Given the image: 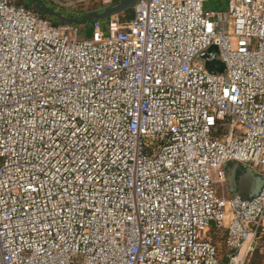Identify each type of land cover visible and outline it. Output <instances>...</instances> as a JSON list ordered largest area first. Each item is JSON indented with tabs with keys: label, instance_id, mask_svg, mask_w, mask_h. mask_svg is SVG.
Masks as SVG:
<instances>
[{
	"label": "built area",
	"instance_id": "obj_1",
	"mask_svg": "<svg viewBox=\"0 0 264 264\" xmlns=\"http://www.w3.org/2000/svg\"><path fill=\"white\" fill-rule=\"evenodd\" d=\"M205 1L139 0L79 36L0 0V264H245L264 183L232 195L225 164L264 175V0Z\"/></svg>",
	"mask_w": 264,
	"mask_h": 264
},
{
	"label": "water",
	"instance_id": "obj_2",
	"mask_svg": "<svg viewBox=\"0 0 264 264\" xmlns=\"http://www.w3.org/2000/svg\"><path fill=\"white\" fill-rule=\"evenodd\" d=\"M139 0H118L112 4L106 5L103 9H94L83 16H67L63 15L54 9L43 5L38 0L32 1L34 6L39 12L45 16L54 17L56 20L63 24H76L82 23L86 20H103L111 15L125 12L128 9H132ZM210 51L216 52V47L211 46L206 52L203 53L205 66L209 70L216 72L223 71V64L218 58L211 56ZM211 56V58H209ZM226 185L227 190L232 195H237L241 199H247L254 197L260 191L264 183V175L257 173L252 167L242 164L238 161L226 162ZM227 220V219H226Z\"/></svg>",
	"mask_w": 264,
	"mask_h": 264
},
{
	"label": "rangeland",
	"instance_id": "obj_3",
	"mask_svg": "<svg viewBox=\"0 0 264 264\" xmlns=\"http://www.w3.org/2000/svg\"><path fill=\"white\" fill-rule=\"evenodd\" d=\"M17 1L19 3L26 5V6L33 7L32 6L33 0H17ZM38 1L40 3H42L43 5H46L52 9H54L55 11H57L63 15H67V16L68 15L72 16V14H77V16H83L85 13H87L91 10H94V9L101 10L106 6V4H101L98 2L89 1V2H83L82 4H79V5H75L72 8H65V7H61L54 0H38ZM62 1H65V0H62ZM203 6L207 10H225L226 9V0L205 1L203 3ZM34 9H36V8H34ZM50 18L56 20V18H54V17H50ZM106 19H103L101 21L104 23L106 21ZM91 21L92 20H86L85 22L75 24L76 27L78 28V35L79 36L89 35V33L91 31V28H90ZM210 54H211V56H214V55H216V52L210 51ZM203 56H204L203 53L201 55H199V57L201 59H204ZM213 185H214V188L216 190V193H218L220 195L226 194V191H225L226 189L224 188V185H222V183H220L218 180L215 179L213 181ZM213 240L217 243L220 255L222 256V258H224L225 253H227L228 249L225 248L224 245L222 244V239L220 238V236L213 235ZM245 264H264V237H262V239H260L254 245L253 250L247 254Z\"/></svg>",
	"mask_w": 264,
	"mask_h": 264
},
{
	"label": "trees",
	"instance_id": "obj_4",
	"mask_svg": "<svg viewBox=\"0 0 264 264\" xmlns=\"http://www.w3.org/2000/svg\"><path fill=\"white\" fill-rule=\"evenodd\" d=\"M41 13V12H40ZM43 14V13H41ZM44 15V14H43ZM68 16H71V15H68ZM72 16H77V14H72ZM118 16H119V19L121 21L123 20H128L130 19L132 16H133V10L132 9H128L126 10L125 12H122V13H118ZM57 21V20H56ZM218 236V234H216ZM264 237V236H263ZM262 239V238H261Z\"/></svg>",
	"mask_w": 264,
	"mask_h": 264
}]
</instances>
